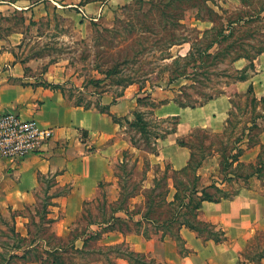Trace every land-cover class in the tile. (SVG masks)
Listing matches in <instances>:
<instances>
[{"label":"crops","instance_id":"crops-1","mask_svg":"<svg viewBox=\"0 0 264 264\" xmlns=\"http://www.w3.org/2000/svg\"><path fill=\"white\" fill-rule=\"evenodd\" d=\"M50 1L57 5L56 11L66 13V16L74 19L80 16L81 20L89 17L95 21L126 0H93L80 5L78 3L82 0H63L62 3L55 0H29L26 3L21 0H0V11L3 15H9L16 10H24L25 14L43 10L40 15H48ZM72 7L78 8L77 13ZM21 37L22 33L17 31L0 36V113L11 110L25 119L35 118L42 125L53 127L55 134L39 152L20 161L14 162L0 156V220L10 219L14 231L24 241V246L15 248L16 251L12 253L22 255L33 247L47 252L57 245L68 247L71 244L83 249L92 244L107 249L109 256L103 254L94 258L91 264H108V260L113 264H133L124 253L115 251V247L126 245L130 250L144 254L146 260L154 264H239L241 253L264 230V193L257 177L250 179L251 187H245L240 181L238 185L241 187L233 198L202 203L203 217L222 227L228 240H204L190 228L182 227L183 249L189 251L188 254L170 235L148 230L145 234V228L141 232L135 228L110 229L112 221L90 218L91 210H86V206L98 200L102 191L109 203L117 202L121 195L114 167L116 162L122 161L123 151L131 143L112 115L131 118V112L140 98L150 95L154 102L160 104L156 108L158 116H178L177 130L158 139L157 153H152V156L157 163L165 162L174 169H181L188 164L191 150L180 145L178 138L198 128L222 133L233 107L232 97L222 94L201 105L185 107L176 103L168 91L150 90L151 94L144 95L146 89L131 84L118 97L106 92L99 98L100 103L108 107L109 113H103L99 107L87 108L73 103L61 88L53 86L61 85L62 81L54 75L38 73L35 59L28 61L17 52L16 46ZM186 52H190V49ZM233 64L236 70L247 67L246 78L236 81V87L244 92L252 87L257 99L264 97V50L253 59L240 58ZM260 140L264 143V129ZM259 152V145L246 149L240 163L256 161ZM205 163L198 171L202 184L208 185L213 180L221 184L222 179L216 176L210 177L209 182L203 181ZM48 177L54 179L48 189L49 196L53 197L49 198L51 203L46 213L51 220L50 231L55 237L52 241L36 237L32 232V227L41 219L38 193ZM152 177L148 179V185L152 184L155 175ZM101 183L103 185L100 186ZM58 188L64 189L51 190ZM141 195L138 200L132 198L134 204L129 203V213L121 210L115 215L131 223V220L139 221L141 214H135L133 210L139 207L143 198ZM136 203L138 205L135 206ZM89 215L86 220L85 217ZM3 233V228H0V235ZM28 264H42V261L34 259ZM259 264H264V257Z\"/></svg>","mask_w":264,"mask_h":264},{"label":"rangeland","instance_id":"rangeland-1","mask_svg":"<svg viewBox=\"0 0 264 264\" xmlns=\"http://www.w3.org/2000/svg\"><path fill=\"white\" fill-rule=\"evenodd\" d=\"M21 1L26 3L29 0ZM55 1L62 3L63 0ZM263 5L264 0H126L94 21L89 17L81 20L80 16L77 19L66 16V13L56 11L57 5L50 1L48 15L41 16L43 10L27 14L24 10H16L9 15L0 11V36L12 31L22 33L17 52L28 61L35 59L37 72L41 75L48 73L62 81L64 94L75 104L104 106L99 101L104 93L118 97L131 84L146 89L144 95L151 94L150 90H164L173 99L179 98L195 106L210 97L228 94L235 103V134L228 143L231 147L234 139L244 132L243 127L250 124L257 113V110L253 111L252 97L235 85L241 72L235 69L233 60L238 54L253 59L264 50V11L257 13ZM72 10L77 13L78 8L72 7ZM213 40L217 41L206 50ZM188 49L193 52H186ZM191 53L187 61L171 64L178 56ZM176 69H185L189 74L171 81ZM158 106L159 102H154L150 95L145 96L131 112L130 119L134 118L135 110H140L156 124L153 130L161 132L172 127V119L155 121L156 117L167 118L156 114ZM120 118L123 122V125L119 123L121 129L131 143L123 151L126 154L123 153L122 161L116 162L114 167L120 191L127 177L130 184L144 183L145 187H141L149 188L153 182L148 185V179L153 175L163 176L168 164L157 163L152 156L158 148L154 132L148 140L131 127L124 116ZM259 122L262 123L263 119L260 118ZM247 132L239 142L241 146L247 144ZM200 134L204 143L198 147H202L204 153H211L205 160L207 163L204 162L203 181L209 182L212 176L222 179V157L219 153L222 145L218 137ZM193 140L197 138L193 137ZM223 141L226 146V138ZM126 171L130 175L126 176ZM168 173L172 174V171ZM53 181L48 177L38 193L41 219L32 227L34 236L51 241L55 237L50 231L51 220L47 218L44 207L49 201L48 189ZM169 183L172 184V179ZM139 195L134 199L138 200ZM143 201L144 196L139 206ZM108 203L106 194L100 192L98 200L86 206V210H91V217L89 215L85 219L99 218L102 212L110 213L112 203ZM3 221L0 220V228L4 230L0 235V264H28L34 259L42 261V264H54L46 250L41 248L33 247L22 255L12 253L15 248H22L24 241L14 231L10 219ZM85 249L87 252L83 255L67 254L71 256L66 259L67 264H91L94 258L108 253L102 246L92 244Z\"/></svg>","mask_w":264,"mask_h":264},{"label":"trees","instance_id":"trees-1","mask_svg":"<svg viewBox=\"0 0 264 264\" xmlns=\"http://www.w3.org/2000/svg\"><path fill=\"white\" fill-rule=\"evenodd\" d=\"M90 1L93 0H82V3ZM261 11H264V5L257 13L260 14ZM231 21L233 22L235 20ZM216 41L217 40L211 41L205 49L208 50L211 48ZM194 44L195 43L193 42V46ZM190 52L193 51L190 50ZM191 56L192 53L187 56H178L171 64H177L181 60L187 61ZM240 58L248 57L243 54H238L233 61ZM238 71L241 72V75L237 77V81L245 79L247 76V67ZM188 74L189 72L185 69H176L175 75L171 78V81L182 75ZM53 86L62 89V86L59 84ZM246 93L252 97L251 104L253 106V111L257 110V113H255L252 117L250 124L243 127L244 132L234 139V145L228 147L230 139L235 134V121L233 120L235 103L232 100L234 108L232 107L229 113L227 125L222 133H213L208 130L198 128L192 130L187 137L180 136L178 138V143L180 145L187 146L191 150L190 160L185 167L181 169H174L170 164H168L163 176L154 177L153 185L145 189L141 187L144 183L130 184L127 181L129 180L127 177L125 183L121 185L122 188L120 198L117 202L110 205V213L103 212V214L101 213L100 217L96 218V220L101 219L100 221L102 222L112 221V225L109 226L110 229H115L117 227L121 229L135 228V230L141 232L142 228H145V231L143 232L145 234L148 230L149 232H162L163 235H170L178 241L181 250L185 251L184 253L186 254H188L189 251L183 249L184 240L181 236L182 227L190 228L197 233L198 237H201L204 240L213 239L216 242H224L228 240L226 231L222 227H220L213 220L203 217L202 203L206 200L218 202L223 199L233 198L238 189L241 187V185H238L240 181L243 182L245 187H251L250 179L252 177H257L260 180L261 192L264 193V143L260 140V134L264 129V97L257 99L253 94L252 87H249ZM211 98L212 97L209 99ZM141 99L142 98H140L139 101H141ZM173 100L181 106L195 107V105H190L179 98H174ZM76 104L83 105L81 103ZM83 106L87 108L91 107L89 104ZM99 109L103 113H109L107 106H99ZM133 115L134 118H132V120L129 116H124L123 119L148 140H150L151 134L154 132L156 146H158V139L165 137L168 133L175 132L179 123L178 116H169L167 118L156 117L155 121H165L168 119L174 120L172 127L165 128L161 130V132H157L153 130L156 127V124L146 117L147 115L144 111L135 110ZM112 118L115 122L123 125L120 117L112 115ZM260 118L263 119L262 123L259 122ZM245 132H247L246 135L248 137V142L245 146H241L239 142L241 143L243 140ZM200 133H204L202 135H208L210 137H218L219 142L222 145L221 149H219V153L222 157L220 160L221 173L224 175L221 184H218L217 180H213L212 183L208 185H203L201 182V175L198 173L199 168L211 153H204L202 147H200L201 150L198 147V144L201 145L204 143L203 137L200 138L199 136ZM193 137L197 138V140L194 141ZM224 138L227 140L226 146L223 141ZM256 145L260 146V152L256 161L249 164H241L240 157L246 149ZM157 150L158 148L154 150L153 153H157ZM125 154L126 151L124 152V155ZM170 170L172 171V174L168 173ZM125 173H127L126 176L130 175V172L126 171ZM170 179H172V184L169 183ZM101 185H103V183H101L100 186ZM172 190L174 191L173 197L170 199L169 196ZM139 194L144 196L143 205H140L137 209L133 210L135 214H141V219L139 221L134 222L131 220V223L130 220L115 215L116 212L121 210H126L129 213L130 200ZM52 197L53 195L49 196V198ZM50 203L51 202L49 200L44 207L46 213L47 207ZM130 218L132 219V217ZM115 248V251H121L124 253L133 264H154V262L147 261L144 254L136 253L130 250L129 246L121 245ZM85 252H87L85 247L83 249H79L75 248V245L72 244L68 247H59L57 245L56 248L47 250L48 257L52 258L54 264H67L66 259L68 257L71 258V256H67V254L77 253L83 255ZM106 256H109V253H107ZM38 257L39 256H36L37 259ZM263 257L264 230L260 231L241 253L239 264H259ZM108 264L113 263L108 260Z\"/></svg>","mask_w":264,"mask_h":264},{"label":"built area","instance_id":"built-area-1","mask_svg":"<svg viewBox=\"0 0 264 264\" xmlns=\"http://www.w3.org/2000/svg\"><path fill=\"white\" fill-rule=\"evenodd\" d=\"M53 127L44 126L35 118L25 119L8 110L0 113V156L20 161L39 152L54 136Z\"/></svg>","mask_w":264,"mask_h":264}]
</instances>
